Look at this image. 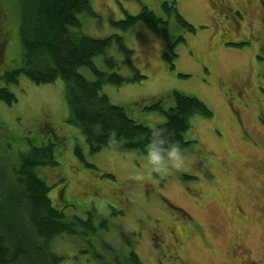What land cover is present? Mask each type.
I'll use <instances>...</instances> for the list:
<instances>
[{
  "label": "rangeland",
  "instance_id": "rangeland-1",
  "mask_svg": "<svg viewBox=\"0 0 264 264\" xmlns=\"http://www.w3.org/2000/svg\"><path fill=\"white\" fill-rule=\"evenodd\" d=\"M91 1L96 15L80 13V30L95 38L123 35L145 76L104 84L102 92L113 103L154 127L165 117L144 105L161 101L170 107L171 92L178 90L202 100L213 114L192 119L185 134L190 144L179 151L186 160L177 168L172 155L161 159L154 147L147 154L118 146L91 152L80 129L66 121L60 78L36 84L22 74L7 84L0 77V86L17 96L13 104L0 100V209L9 204L16 218L15 168L21 156L58 137L59 164L41 171L52 185L49 196L69 216L91 218L96 227L56 237L51 248L63 255V264H125L132 249L142 264H241L240 246L264 264V0ZM164 1L174 3L196 30L179 24ZM23 6V0L0 3V30L8 40L0 74L22 64ZM144 6L168 21L174 38H186L176 44L173 68L162 56V34L141 21L125 32L110 21L125 18L126 11L136 15ZM105 56L115 58L120 74H132L116 45L94 58L107 71ZM80 72L95 79L88 67ZM76 145L84 160L75 154Z\"/></svg>",
  "mask_w": 264,
  "mask_h": 264
},
{
  "label": "trees",
  "instance_id": "trees-1",
  "mask_svg": "<svg viewBox=\"0 0 264 264\" xmlns=\"http://www.w3.org/2000/svg\"><path fill=\"white\" fill-rule=\"evenodd\" d=\"M23 1L18 31L22 46V64L4 71L0 77L7 84L17 83L22 74L36 84L53 83L60 78L64 82L68 107L66 121L80 129L91 152L118 146L147 154L154 147L159 157L166 159L173 152L176 143L180 146L178 151L190 144L185 134L195 116H212L213 112L202 100L174 90L171 92L173 104L170 107H164L161 101L144 105V109L164 115V121L154 127L138 122L125 107L113 103L102 92L104 84L119 86L139 82L145 76L134 65V50L127 46L123 35L112 33L95 38L80 30V13L96 15L92 1ZM0 3L2 4V0ZM163 8L169 14H174L178 23L187 31L196 30L178 12L174 3L164 1ZM110 21L124 32L141 21L152 32L162 34L166 40L162 56L171 68L175 67L176 44L186 38L183 35L174 38L169 32L168 21L158 17L153 10L144 6L136 15L126 11L125 18ZM10 32L12 34L11 27ZM3 35L0 30V54L8 46L7 37ZM114 45L124 54L131 68V75L124 76L118 72L119 64L113 56L104 58L107 71L96 65L94 58L106 54ZM81 67H88L95 79H87L80 72ZM0 100L13 104L17 101V96L7 86H0ZM60 141L55 137V140H50L47 144L32 148L21 156L15 168L18 188L16 218L13 219L14 215L9 213V204H4L0 209V264H63V255L51 248L56 237L65 233L80 234L89 230L93 232L96 229L91 218L69 216L49 196L52 185L42 176L41 171L45 167L59 164L55 147L62 142ZM75 154L84 160V154L78 145L75 146ZM125 264H142L134 249L126 257Z\"/></svg>",
  "mask_w": 264,
  "mask_h": 264
},
{
  "label": "flooded vegetation",
  "instance_id": "flooded-vegetation-1",
  "mask_svg": "<svg viewBox=\"0 0 264 264\" xmlns=\"http://www.w3.org/2000/svg\"><path fill=\"white\" fill-rule=\"evenodd\" d=\"M221 2H224V0H220ZM264 8V6H263ZM241 213H243V209L240 208ZM239 246V245H237ZM239 255L241 256V264H258L259 261L251 258V252L245 247L240 246V252Z\"/></svg>",
  "mask_w": 264,
  "mask_h": 264
},
{
  "label": "clouds",
  "instance_id": "clouds-1",
  "mask_svg": "<svg viewBox=\"0 0 264 264\" xmlns=\"http://www.w3.org/2000/svg\"><path fill=\"white\" fill-rule=\"evenodd\" d=\"M180 148V146L176 143V146H175V148H174V150H173V152L171 153V155L173 156V158L175 159V160H177V164H176V167L177 168H180V167H182L184 164L182 163L184 160H186V157L185 156H182L181 154H180V152L177 150V149H179ZM152 159H157V157L155 156V154H152V157H151Z\"/></svg>",
  "mask_w": 264,
  "mask_h": 264
}]
</instances>
